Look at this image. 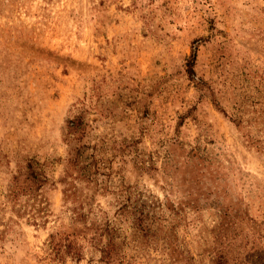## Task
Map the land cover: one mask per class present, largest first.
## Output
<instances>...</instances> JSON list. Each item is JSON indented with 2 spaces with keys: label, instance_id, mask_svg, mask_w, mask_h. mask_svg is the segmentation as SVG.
Returning a JSON list of instances; mask_svg holds the SVG:
<instances>
[{
  "label": "rangeland",
  "instance_id": "obj_1",
  "mask_svg": "<svg viewBox=\"0 0 264 264\" xmlns=\"http://www.w3.org/2000/svg\"><path fill=\"white\" fill-rule=\"evenodd\" d=\"M109 235L113 264H264V0H0V264Z\"/></svg>",
  "mask_w": 264,
  "mask_h": 264
},
{
  "label": "trees",
  "instance_id": "obj_2",
  "mask_svg": "<svg viewBox=\"0 0 264 264\" xmlns=\"http://www.w3.org/2000/svg\"><path fill=\"white\" fill-rule=\"evenodd\" d=\"M79 125L80 124H78L76 122V123L72 124L69 129L75 130L76 127H78ZM74 211H76V210H74ZM78 215L79 214L77 213L76 216H78ZM141 215H142L141 212H139V217L137 216V218H136V220L138 222H141L143 220V217H141ZM73 236H74V234H65V233H59V234H55L53 236L52 235L50 236V241L48 243L50 250L53 252L54 255L55 254L57 255L58 253L62 252L61 256H58V260H60L61 263H62V254H64V256H68L74 260H78V258H79L80 247H79V245L76 244V240L73 238ZM96 240H97V238L92 236L90 238L91 244L95 245ZM225 247L226 246H221L219 243V245L215 249L216 251L214 253L213 264H227L228 257L226 256V253H225ZM113 250H114V244H113L112 240L110 239V235H109V237L107 238L106 244H104V246L101 247L100 251H99L101 254L100 261L103 264L115 263L114 261H116V260L113 257V255H114Z\"/></svg>",
  "mask_w": 264,
  "mask_h": 264
}]
</instances>
